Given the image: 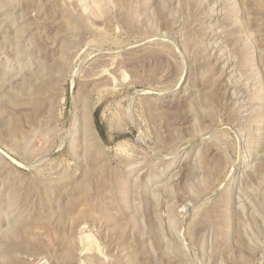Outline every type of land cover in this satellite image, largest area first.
<instances>
[{
    "label": "rangeland",
    "instance_id": "obj_1",
    "mask_svg": "<svg viewBox=\"0 0 264 264\" xmlns=\"http://www.w3.org/2000/svg\"><path fill=\"white\" fill-rule=\"evenodd\" d=\"M0 264H264V0H0Z\"/></svg>",
    "mask_w": 264,
    "mask_h": 264
}]
</instances>
